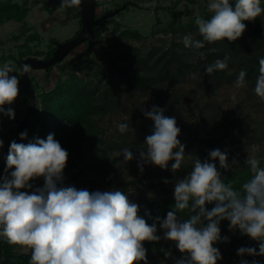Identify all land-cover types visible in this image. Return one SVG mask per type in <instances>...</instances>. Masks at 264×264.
Masks as SVG:
<instances>
[{
	"label": "clouds",
	"instance_id": "1",
	"mask_svg": "<svg viewBox=\"0 0 264 264\" xmlns=\"http://www.w3.org/2000/svg\"><path fill=\"white\" fill-rule=\"evenodd\" d=\"M80 4L81 0H61L63 8ZM207 7L213 13L211 19H195L202 39L188 34L182 41L201 59L206 54L200 50L206 43L238 40L246 30L243 21H254L264 13L261 0H234V4L230 0H210ZM229 59L225 56L206 65V73L227 70ZM258 63L254 93L264 101V57ZM30 70L28 65L22 66L23 72ZM14 71L12 61L0 66V114L13 120L14 109L4 106L12 105L20 93L18 76L10 75ZM191 75L195 78L197 74ZM246 75L241 70L234 87H246ZM231 100L235 102V95ZM143 114L153 122L152 133L145 138L146 148L138 151V156L124 148V161L136 159L141 173L145 164L167 169L169 162L174 161L171 169L177 171L185 160L186 145L178 139L181 129L176 118L166 116L165 109L155 105ZM117 128L125 133L129 125L120 123ZM26 137L27 131L20 134L21 140ZM259 151L257 145H252L245 160L253 175L243 184V194L224 183L215 163L218 160L224 170L238 163L233 158L229 164L226 150L213 149L203 161L197 157L192 171L174 183V208L190 209L194 214L181 221L175 211H169L166 218L156 217L149 224L138 215L140 206L119 189L90 192L65 186L63 173L69 153L54 134L27 144L13 140L5 175L0 177V238L9 245L20 246L24 253L30 250L29 264H148L144 242L161 239L157 234L159 225L163 239L175 242L179 252L186 254L175 264H217L223 257L213 245L228 241V237L221 236L220 228L221 221L227 220L230 231L239 229L242 235L259 242L258 252L254 247H240L237 255L264 256V167H260ZM38 177L44 178L43 187L21 191L32 189L30 181ZM206 204L214 206L209 210ZM165 256H171V252H165ZM240 264L248 261L241 260ZM252 264L259 262L254 260Z\"/></svg>",
	"mask_w": 264,
	"mask_h": 264
},
{
	"label": "rangeland",
	"instance_id": "2",
	"mask_svg": "<svg viewBox=\"0 0 264 264\" xmlns=\"http://www.w3.org/2000/svg\"><path fill=\"white\" fill-rule=\"evenodd\" d=\"M16 2L27 8L25 17L22 20L7 19L0 22V56L13 53L17 57L22 52L25 56L29 55L46 58L50 51L57 47V42H63L72 37L80 29V8H59L54 12L47 9L46 0H0V2ZM98 12L112 10L122 5H127L119 14L111 17L107 29L100 30V42L94 47L89 55H82L87 48V42L76 47L64 60L48 68H30L32 82L36 89V104L43 107L41 94L52 90L60 82L68 83H89L90 87L100 83L105 85L111 76V61L114 58L119 59L130 45H136L146 54L151 48L162 46L165 49L173 45V41L181 42L175 46L181 52L186 51L183 44V37L191 34L194 39H202L199 35L197 26L190 27L196 16L205 18L206 12H211L207 5L210 0H196L191 3L183 0L177 7H173L175 0H97ZM234 4V0H230ZM264 0H261V3ZM164 6V7H163ZM170 6V8H168ZM212 13V12H211ZM176 17L175 27L177 31L171 29V22ZM110 18V19H111ZM115 21L121 22V29L113 31ZM245 21H243L244 23ZM256 25L254 34L264 35V15L254 22ZM253 25L246 24V30L242 36H249ZM129 30L133 34L123 35L122 31ZM36 33L34 39H28L29 35ZM13 62L15 71L10 75H17L20 79L21 70H17V62ZM8 62V61H7ZM118 62H121L118 61ZM6 62H0V66ZM254 87L248 82L246 87L236 88L233 83H226L212 92H204L197 88L192 75H187L183 80H179L173 85V88L159 90L154 87L150 92L139 93L137 91H124L117 96L115 103L105 115H95V126L93 131L98 135V141L88 140L82 142L84 158L74 157L69 153L66 168L64 169V185H72L77 189H87L91 191H111L114 187L109 184L106 176V169L110 164L104 158L108 154L110 158L115 159V165L127 179L136 180L130 184L126 193L129 199L140 206V211L144 212L150 207L156 211H176L178 218L182 221L185 215L184 210L174 208V192L159 188L156 183H164L169 189H174L175 181L184 178L189 173L184 174L181 171L173 172L170 166L162 169L159 174H149L145 176L151 164L144 165L141 173L136 160L124 161L122 150L130 149V126L125 133L118 131L117 125L124 123L132 114H138L141 110L149 111L152 106H158L165 109V115L175 117L177 126L181 129L180 137L185 142H191L196 132L204 137H221L224 123L228 121L229 134L221 139L206 144L205 151L209 152L219 148L221 151L228 152V162L232 163L235 158L238 163L231 166L229 170L219 167L218 160L215 161L218 170L222 174V179H230L231 176L240 177L246 170H250L245 163L247 155L250 154L252 145H257L260 149L258 157L260 163H264V101L254 93ZM26 88L22 84L20 93L12 105H5L7 109L11 107L15 111V119H10L0 114V139L3 140V146L10 145L18 133L19 125L27 114ZM235 95L233 102L231 97ZM180 101V102H179ZM173 102L183 103L182 107L173 104ZM134 133H142L136 128L132 129ZM93 141V142H92ZM145 142V141H144ZM187 161L193 163L197 158L190 153L186 157ZM200 158V157H199ZM201 159V158H200ZM208 155L204 154V160ZM203 161V160H202ZM261 167V165H260ZM192 171V169H191ZM190 171V172H191ZM113 174V173H112ZM5 175L4 170H0V177ZM145 176V177H144ZM232 179V178H231ZM32 189L24 191H33L37 187H43L44 178L33 179ZM210 210V209H209ZM153 222V221H152ZM152 222H148L151 224ZM157 234L161 236L163 249L165 251L176 248L173 241L163 239V231L159 229ZM221 236L228 237L227 242H217V247L223 259L222 262L232 263L235 259L236 248L231 243V237L236 236L245 241H255L247 235H242L239 229L229 230V222L222 220L220 223ZM144 242V247L145 243ZM241 245H238L240 248ZM14 250L17 253H24L20 246L15 245ZM259 248H257V252ZM30 253V250L27 252ZM186 254L179 253L176 257L163 258L152 250L147 257L148 264H175L177 259ZM241 260L251 259L248 255L239 256L238 264ZM260 264H264V256H259ZM0 264H20L16 260L9 263L4 260V255L0 251ZM143 264V262H140Z\"/></svg>",
	"mask_w": 264,
	"mask_h": 264
},
{
	"label": "trees",
	"instance_id": "3",
	"mask_svg": "<svg viewBox=\"0 0 264 264\" xmlns=\"http://www.w3.org/2000/svg\"><path fill=\"white\" fill-rule=\"evenodd\" d=\"M183 0H175L173 7H177ZM191 3L196 0H188ZM164 7V6H163ZM261 7L264 8V2L261 3ZM170 8V6H168ZM27 12V8L23 5H19L16 2H0V22L7 19L22 20ZM119 14V13H118ZM213 13L206 12L205 20L211 19ZM264 13L258 16L256 19L262 18ZM193 22L190 23V27L197 26ZM245 21V24L253 25L249 32V36H242L234 42H229L226 39L223 41H217L213 44H207L204 49L200 51L205 52V58L201 59L195 55V51L187 49L182 52L175 46L181 44V42L173 41L171 47H154L151 48L146 54H144L140 47L136 45H130L128 49L122 53L119 59L114 58L111 61L110 72L111 76L105 85L100 83L89 86V83H76L71 84L68 81H62L56 85L52 90L45 91L41 94V101L43 107L35 106L32 117L28 122L25 131H27V137L21 140L20 143L35 142L37 138L46 139L47 135L52 133L54 138L59 141L61 146L67 150L68 153H72L74 157L83 159V145L82 142L85 139L98 141L101 138L93 131L95 126L94 116L105 115L115 103L117 96L121 95L124 91H137L139 93L150 92L154 87L159 90H163L164 87L169 89L173 88L179 80H183L192 73H196L195 85L197 88L204 92H212L226 83H233L236 81L237 76L241 70H245L247 75L245 77L246 82L255 86L256 78L259 75V58L264 57V35L254 34L252 30H255V21ZM113 19H109L108 23L104 26H96L95 33L99 36L100 30L107 29L109 23ZM176 17L171 22V29L177 31L175 27ZM121 22L115 21L113 31L117 32L121 29ZM198 28V27H197ZM123 35L133 34L129 30L122 31ZM36 33L29 35L28 39H34ZM215 49V51H209V49ZM25 52H22L19 57L15 54H3L0 56V62H7L9 60H15L17 62V70L20 71L19 61L24 58ZM52 52L48 54L46 58H49ZM228 56V69L224 71H215L209 75L205 71V66L212 64L217 59H223ZM121 62H118L120 61ZM53 66V65H52ZM50 66V67H52ZM35 89V86L33 84ZM36 91V89H35ZM28 104L26 109L29 108V97L26 95ZM180 102V101H179ZM179 107L183 106V103L173 102ZM141 110L138 114H132L129 119H125L124 123L130 126V142L123 140L124 143L130 144V150L138 156V151L144 150L146 145L144 144L147 135L152 133L153 122L144 116ZM20 126V125H19ZM133 128L142 133L132 132ZM19 129V128H18ZM129 130V129H128ZM223 133L221 137H204L199 132H196L194 139L191 142H185L179 136L178 139L181 143L185 144V160L178 171L184 174L189 173L193 168V163L187 161L188 154L192 153L201 160H204V154L208 155L209 152L205 151L206 144L213 143L224 136L229 134L228 121L224 123L222 127ZM19 133V130H18ZM18 133L15 136V141L18 140ZM93 142V141H92ZM9 146H3L0 148V170L6 168V158L9 150ZM104 158L108 162L109 167L106 169V176H111L107 181L114 189H119L125 194L127 193L130 184L135 183L136 180L127 179L124 174L117 169L115 165V159H111L108 154L104 155ZM136 160V159H134ZM137 161V160H136ZM174 161H170L168 166L171 168V164ZM148 165V164H145ZM261 167H264V163H260ZM162 169L158 166L151 165L148 168L145 176L149 174H159ZM113 173V174H112ZM253 173L250 170H246L239 178L231 176L230 179L224 180L225 184H231L233 189L243 194V184L246 183ZM144 176V177H145ZM33 181V180H32ZM30 181V183H32ZM65 183V181H64ZM156 185L164 190L173 191L164 185V182L159 181ZM26 189H21L24 191ZM192 201L189 202L191 207ZM214 204H206L208 209H211ZM169 212V211H168ZM168 212L156 211L152 206L144 212L139 211L138 215L143 217L147 222H152L156 217L166 218ZM176 212V211H175ZM185 215L183 220L190 218L192 213L190 209H184L182 212ZM150 214V215H149ZM177 214V213H176ZM182 220V221H183ZM227 221V220H225ZM228 222V221H227ZM231 243L236 248L235 259L231 264H238L239 255H237L238 245L241 247H254L259 248L258 241H245L239 237H231ZM15 245H9L3 238H0V251L4 255L6 262H13L16 260L20 264H29L31 259V253H17L14 250ZM145 248L147 249V257L151 254L152 250H155L157 254L163 258L176 257L180 252L177 248L165 251L163 249L162 241L158 242H146ZM165 252H171V256L166 257ZM249 256V255H248ZM252 261H259V255L249 256ZM217 264H230L217 261Z\"/></svg>",
	"mask_w": 264,
	"mask_h": 264
},
{
	"label": "water",
	"instance_id": "4",
	"mask_svg": "<svg viewBox=\"0 0 264 264\" xmlns=\"http://www.w3.org/2000/svg\"><path fill=\"white\" fill-rule=\"evenodd\" d=\"M46 4L52 10H55L58 7H61V0H47ZM97 5V0H81L80 7L82 27L80 31L73 38L67 39L63 42L58 41L56 49L53 51L52 55L49 58H41L38 56L29 55L19 61L20 70L22 74L19 79V87L22 84L25 85L27 96L29 97V108L25 118L20 124L17 143L21 142L20 134L22 132H25L26 126L32 117L37 101L36 91L33 87L30 71L26 73L23 72L22 66L28 65L29 68H48L64 60L76 47L80 46L85 42H87L88 44L87 48L85 49L82 55L91 54L94 47L100 42L99 38L96 37L95 27L106 25L111 17L118 14L127 6L126 4L122 5L121 7H117L115 9L105 12L100 17H96Z\"/></svg>",
	"mask_w": 264,
	"mask_h": 264
},
{
	"label": "flooded vegetation",
	"instance_id": "5",
	"mask_svg": "<svg viewBox=\"0 0 264 264\" xmlns=\"http://www.w3.org/2000/svg\"><path fill=\"white\" fill-rule=\"evenodd\" d=\"M46 2H47V0H46ZM46 2H45V5H46V7H47V9L49 8L50 10V12H54V11H56V9L55 10H52L50 7H48L47 6V4H46ZM80 7V6H79ZM121 7V6H120ZM59 8H63V7H59ZM59 8H57V9H59ZM107 11H109V10H106V11H104V12H98V5H97V14H96V17H100L101 15H103L105 12H107ZM79 12H80V17H79V21H80V29H81V27H82V17H81V8H80V10H79ZM121 12V11H120ZM119 12V13H120ZM117 15V14H116ZM109 21V20H108ZM80 29H79V31H80ZM79 31H77V32H75V34L72 36V37H70V38H73V37H75L77 34H78V32ZM97 37V36H96ZM70 38H68V39H70Z\"/></svg>",
	"mask_w": 264,
	"mask_h": 264
}]
</instances>
